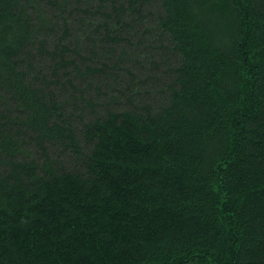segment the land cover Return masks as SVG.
Segmentation results:
<instances>
[{
  "label": "trees",
  "instance_id": "trees-1",
  "mask_svg": "<svg viewBox=\"0 0 264 264\" xmlns=\"http://www.w3.org/2000/svg\"><path fill=\"white\" fill-rule=\"evenodd\" d=\"M0 264H264V0H0Z\"/></svg>",
  "mask_w": 264,
  "mask_h": 264
}]
</instances>
